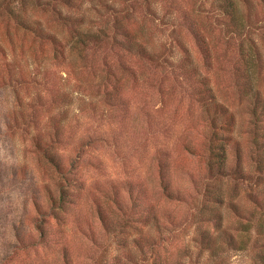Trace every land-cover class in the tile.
Here are the masks:
<instances>
[{
  "label": "rangeland",
  "instance_id": "374dc122",
  "mask_svg": "<svg viewBox=\"0 0 264 264\" xmlns=\"http://www.w3.org/2000/svg\"><path fill=\"white\" fill-rule=\"evenodd\" d=\"M105 1L0 0V264H264V0Z\"/></svg>",
  "mask_w": 264,
  "mask_h": 264
},
{
  "label": "trees",
  "instance_id": "16d2710c",
  "mask_svg": "<svg viewBox=\"0 0 264 264\" xmlns=\"http://www.w3.org/2000/svg\"><path fill=\"white\" fill-rule=\"evenodd\" d=\"M59 5H63L64 8L70 9L72 8V2L73 0H56ZM101 2L103 7H110L108 2L105 0H98ZM242 1L245 2L246 0H217L216 5L219 10V12L223 13L227 16L229 21H231L232 25H234L236 31H240L246 26V19L244 17L245 13L243 11L242 7ZM56 10L59 12V14L62 16L63 11L60 6H56ZM67 15V14H66ZM18 17V16H17ZM21 24H29V21L25 18L20 17L18 20ZM244 31V29H243ZM78 33L82 34L80 30H77ZM248 47L253 50L255 49L253 45H248ZM250 88V92L252 93L251 96L253 97V107L251 109V112L253 115H257L256 110L259 109V113H264V99L262 94L260 93L258 88H252L250 82H248V89ZM214 113L216 114H222L223 113V106L221 104H215L214 106ZM232 115L230 116L229 120H232ZM262 144V145H261ZM260 147L258 148L257 157H256V166L258 168L264 169V142H261ZM218 156H223L221 153H216ZM224 157L222 159H217V162L219 163V166H217V170L222 171L224 168Z\"/></svg>",
  "mask_w": 264,
  "mask_h": 264
}]
</instances>
